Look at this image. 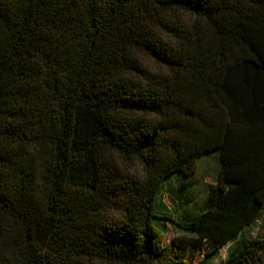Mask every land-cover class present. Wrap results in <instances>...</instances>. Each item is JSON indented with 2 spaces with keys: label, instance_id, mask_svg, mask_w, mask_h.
I'll return each mask as SVG.
<instances>
[{
  "label": "trees",
  "instance_id": "16d2710c",
  "mask_svg": "<svg viewBox=\"0 0 264 264\" xmlns=\"http://www.w3.org/2000/svg\"><path fill=\"white\" fill-rule=\"evenodd\" d=\"M263 211L264 0H0V264H262Z\"/></svg>",
  "mask_w": 264,
  "mask_h": 264
},
{
  "label": "rangeland",
  "instance_id": "374dc122",
  "mask_svg": "<svg viewBox=\"0 0 264 264\" xmlns=\"http://www.w3.org/2000/svg\"><path fill=\"white\" fill-rule=\"evenodd\" d=\"M217 162L216 155L202 160L198 164L196 174L188 184L189 187H186V183L181 186L176 181L172 187H165L161 195V200L173 214L180 215L184 211H188L189 203H195V208L204 207L205 190L207 186L214 183L218 171ZM167 227V234L164 241L165 244H171L177 232L171 225ZM245 235L250 239L264 241V211L257 222L246 229ZM227 253V246L220 249L217 258L211 264H220L225 260ZM206 257V253L203 250H199L197 254L188 253L185 261L187 264H206ZM262 264H264V253L262 255Z\"/></svg>",
  "mask_w": 264,
  "mask_h": 264
},
{
  "label": "crops",
  "instance_id": "0c3cea01",
  "mask_svg": "<svg viewBox=\"0 0 264 264\" xmlns=\"http://www.w3.org/2000/svg\"><path fill=\"white\" fill-rule=\"evenodd\" d=\"M216 178H217V175H216V177H215L214 183L211 184V185H215V184H216V180H217Z\"/></svg>",
  "mask_w": 264,
  "mask_h": 264
}]
</instances>
